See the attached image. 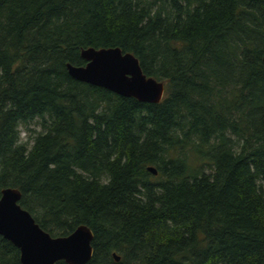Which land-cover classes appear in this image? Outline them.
Wrapping results in <instances>:
<instances>
[{
	"label": "trees",
	"instance_id": "1",
	"mask_svg": "<svg viewBox=\"0 0 264 264\" xmlns=\"http://www.w3.org/2000/svg\"><path fill=\"white\" fill-rule=\"evenodd\" d=\"M87 47L162 100L71 77ZM263 56L264 0H0V190L51 236L87 225L85 264H264Z\"/></svg>",
	"mask_w": 264,
	"mask_h": 264
},
{
	"label": "water",
	"instance_id": "2",
	"mask_svg": "<svg viewBox=\"0 0 264 264\" xmlns=\"http://www.w3.org/2000/svg\"><path fill=\"white\" fill-rule=\"evenodd\" d=\"M80 55L86 61L84 65L66 64L74 79L141 102L162 100L164 83L146 76L132 53L123 52L119 47H87ZM147 170L157 173L153 166ZM20 198L21 192L15 187L0 190V235L18 248L21 264H54L59 260L85 264L91 259L93 233L87 225L80 224L64 236H51L21 207ZM113 256L119 260L115 253Z\"/></svg>",
	"mask_w": 264,
	"mask_h": 264
},
{
	"label": "rangeland",
	"instance_id": "3",
	"mask_svg": "<svg viewBox=\"0 0 264 264\" xmlns=\"http://www.w3.org/2000/svg\"><path fill=\"white\" fill-rule=\"evenodd\" d=\"M32 131L30 132V135L33 137L34 135H36V133L40 130V125L39 124H31L30 125ZM29 133L22 128L21 133H20V137H21V141H27V135Z\"/></svg>",
	"mask_w": 264,
	"mask_h": 264
}]
</instances>
